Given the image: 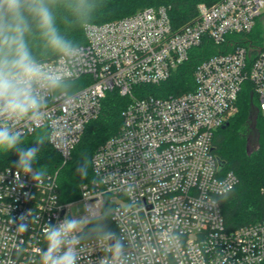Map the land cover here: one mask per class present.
Returning a JSON list of instances; mask_svg holds the SVG:
<instances>
[{
    "label": "built area",
    "instance_id": "2783aa9c",
    "mask_svg": "<svg viewBox=\"0 0 264 264\" xmlns=\"http://www.w3.org/2000/svg\"><path fill=\"white\" fill-rule=\"evenodd\" d=\"M264 0H213L199 3L197 15L173 30L164 7H146L129 16L90 24L83 30L82 54L74 61L57 56L43 61L68 84L83 86L66 96L48 95L39 123L25 121V135L55 128L48 143L63 163L80 141L86 125L97 117L110 91L130 102L121 126L93 153V180L80 186L85 218L100 215L104 198L111 203L110 221L126 245L128 264H264V218L234 231L225 229L218 197L238 183L224 172L212 140L237 112L236 100L249 82L264 115V39L259 47L236 44L193 70L192 91L167 98H135L137 87L156 86L208 39L220 47L228 35L250 33L261 17ZM264 38V37H263ZM229 44V43H228ZM69 102H65V100ZM0 169V264H32L46 250L45 223L71 219L72 203H60L53 177L35 183L31 174ZM134 186V200L126 195ZM30 210L40 216L25 232L10 219ZM178 235L180 241L168 239ZM107 243H111L108 241ZM78 264H98L108 256L106 242L90 239L78 246Z\"/></svg>",
    "mask_w": 264,
    "mask_h": 264
},
{
    "label": "trees",
    "instance_id": "16d2710c",
    "mask_svg": "<svg viewBox=\"0 0 264 264\" xmlns=\"http://www.w3.org/2000/svg\"><path fill=\"white\" fill-rule=\"evenodd\" d=\"M213 0H99L96 19L92 24L105 22L129 16L146 7H164L173 30L190 23L197 15L196 6L199 3L210 4ZM59 17L67 15L63 8L58 9ZM62 33L77 46L84 44L83 30L68 17V23H59ZM263 32L256 24L253 30L243 35H228L227 41L220 47L213 45L208 39L192 49L189 58L181 64L167 80L156 86H141L134 90L135 98L155 97L167 98L178 96L194 89V68L206 58L218 52H229L236 44L260 47ZM229 43V44H228ZM33 54L40 61L54 60L58 55L47 50L39 35L30 38ZM69 92L83 86L82 80L70 82ZM130 102L129 98L120 97L115 91H110L102 100L100 112L85 127L78 144L71 152L70 158L63 163L59 154L50 146H42L33 168L44 166L48 176L53 177L57 186V198L60 203L75 202L80 197V186L93 180L91 168L87 177H81L76 169L81 155L86 153L90 158L96 149L108 138L117 134L122 121V111ZM237 112L228 121V125L216 130L212 144L213 152L219 160L224 172H233L238 178L237 185L224 196L218 197L221 214L226 231L231 232L242 226L251 225L264 218V115L258 110L257 100L249 82L242 84L236 100ZM45 128L36 129L32 134L25 135L24 148L32 147L33 140ZM253 133V134H252ZM251 134V135H250ZM253 135L255 147L249 150L250 137ZM18 154L13 150L0 153V169L16 168ZM17 169V168H16ZM100 215L88 220L85 230L95 225L106 231L116 232L110 221L109 209L111 203L104 198ZM95 239L94 236L86 239ZM85 241V240H84Z\"/></svg>",
    "mask_w": 264,
    "mask_h": 264
},
{
    "label": "clouds",
    "instance_id": "9594fccd",
    "mask_svg": "<svg viewBox=\"0 0 264 264\" xmlns=\"http://www.w3.org/2000/svg\"><path fill=\"white\" fill-rule=\"evenodd\" d=\"M99 0H0V153L15 151L18 160L15 167L24 174H31L33 181L43 185L48 176L46 167L34 169L42 146L53 141L57 135L55 128H45L33 140L32 147L24 148L25 121L39 123L48 106V95L66 96L70 85L55 69L46 68L33 54L30 38L39 35L44 47L51 52L74 61L82 54V49L61 31L59 23H68V17L81 30L94 23ZM67 13L59 17L58 9ZM65 102H69L67 99ZM91 158L81 155L76 169L81 177H87ZM19 172L17 178L19 179ZM228 188L221 193L226 198ZM134 186L129 185L126 195L134 200ZM108 211H111L109 209ZM18 224L16 231H27L31 224L40 223V216L32 210L19 217L10 219ZM84 218L65 217L56 224L45 223L42 234L46 250L39 249V261L32 264H78L79 245L94 236L97 241L106 242L105 251L118 264H128L126 245L122 236H117L103 227L95 225L85 230ZM168 239L180 241L175 234ZM111 241V243H107ZM98 264H112L108 256L102 257Z\"/></svg>",
    "mask_w": 264,
    "mask_h": 264
},
{
    "label": "rangeland",
    "instance_id": "374dc122",
    "mask_svg": "<svg viewBox=\"0 0 264 264\" xmlns=\"http://www.w3.org/2000/svg\"><path fill=\"white\" fill-rule=\"evenodd\" d=\"M261 13H262V15L258 19L257 24L259 25V28L261 29V31L264 34V6L261 9ZM255 145H256V143H255V140H254L253 135H252L250 137L249 150H251L253 147H255ZM69 215H70L71 218L73 216L76 217V218H81L82 217V218H84L86 220V222H88L87 219L85 218V208H84V203L82 201L74 202V203H72L70 205V207H69Z\"/></svg>",
    "mask_w": 264,
    "mask_h": 264
},
{
    "label": "water",
    "instance_id": "95a60500",
    "mask_svg": "<svg viewBox=\"0 0 264 264\" xmlns=\"http://www.w3.org/2000/svg\"><path fill=\"white\" fill-rule=\"evenodd\" d=\"M227 125H228V123H225L221 128L224 129Z\"/></svg>",
    "mask_w": 264,
    "mask_h": 264
}]
</instances>
